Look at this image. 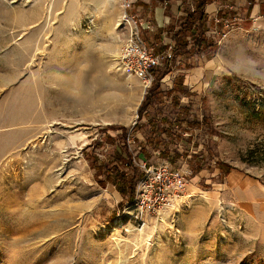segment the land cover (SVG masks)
<instances>
[{"label": "rangeland", "instance_id": "1", "mask_svg": "<svg viewBox=\"0 0 264 264\" xmlns=\"http://www.w3.org/2000/svg\"><path fill=\"white\" fill-rule=\"evenodd\" d=\"M121 13L0 0V264H264V35L206 19L200 80L185 87L174 52L160 59L170 71L138 115L150 85L119 69ZM123 146L141 174L136 162L185 173L177 211L131 216L111 172Z\"/></svg>", "mask_w": 264, "mask_h": 264}, {"label": "built area", "instance_id": "2", "mask_svg": "<svg viewBox=\"0 0 264 264\" xmlns=\"http://www.w3.org/2000/svg\"><path fill=\"white\" fill-rule=\"evenodd\" d=\"M117 1L122 7L119 22L128 30L116 59L119 69L128 77L131 75L140 77L144 87H148L154 79L151 69L159 64L160 59L171 62L175 46L169 44L161 57L154 55L139 35L135 15L126 11L130 1ZM127 142H130L129 139ZM136 164L141 166L142 174L137 181L135 195L127 205L131 216L142 217L144 213L159 214L164 210L177 211L187 184L185 173L165 162L157 166L137 162Z\"/></svg>", "mask_w": 264, "mask_h": 264}, {"label": "crops", "instance_id": "3", "mask_svg": "<svg viewBox=\"0 0 264 264\" xmlns=\"http://www.w3.org/2000/svg\"><path fill=\"white\" fill-rule=\"evenodd\" d=\"M131 1L138 12L142 11L147 16L141 24L144 29L153 32L152 36L156 40L155 55L164 52L169 44H174L171 35L180 28L187 12L194 8V0ZM204 12L209 21L208 25L216 16H237L239 24L248 25L250 30L264 35V0H207ZM189 46L188 44L186 49L174 50V58L176 57V64L179 67L177 73L186 79L182 82L185 87L194 86L200 80L201 74L200 53L188 50ZM190 64L192 66H189Z\"/></svg>", "mask_w": 264, "mask_h": 264}, {"label": "trees", "instance_id": "4", "mask_svg": "<svg viewBox=\"0 0 264 264\" xmlns=\"http://www.w3.org/2000/svg\"><path fill=\"white\" fill-rule=\"evenodd\" d=\"M206 3L207 0H194L193 10L187 12L180 28L175 30L171 35V40L175 46L174 50L179 48L186 49L188 46L187 38H190L191 40V45L189 46L188 50H194L195 52L200 53L203 49L208 47L209 44L206 37L207 16L204 12ZM169 71L170 66H166L160 71H156L154 68L151 69L154 79L147 89V97L143 99L138 108V115H140L145 110L147 98L155 89L158 88L159 81L165 75H167ZM119 129L121 130V137L124 140L126 136V128L120 127ZM123 150L125 151L124 153L120 152L119 155H115L116 161L111 168V172H113L116 176V179L123 186H125L126 190L128 191V198L130 200L133 197L135 181L141 175V173L137 170V167L133 165L132 155L125 150V147ZM119 164H122V167ZM124 166H126V168L129 170L126 171ZM109 175L110 173L108 172L107 176Z\"/></svg>", "mask_w": 264, "mask_h": 264}, {"label": "bare ground", "instance_id": "5", "mask_svg": "<svg viewBox=\"0 0 264 264\" xmlns=\"http://www.w3.org/2000/svg\"><path fill=\"white\" fill-rule=\"evenodd\" d=\"M130 77V76H129ZM148 234H146V236H147ZM145 239V238H144ZM148 239H149V236H147V238H146V240L148 241Z\"/></svg>", "mask_w": 264, "mask_h": 264}]
</instances>
